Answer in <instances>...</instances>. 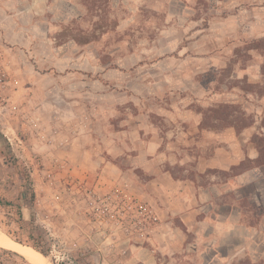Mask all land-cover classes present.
Segmentation results:
<instances>
[{
  "label": "rangeland",
  "instance_id": "1",
  "mask_svg": "<svg viewBox=\"0 0 264 264\" xmlns=\"http://www.w3.org/2000/svg\"><path fill=\"white\" fill-rule=\"evenodd\" d=\"M228 128L259 164L199 172ZM31 221L46 264H264V0H0V239Z\"/></svg>",
  "mask_w": 264,
  "mask_h": 264
},
{
  "label": "crops",
  "instance_id": "2",
  "mask_svg": "<svg viewBox=\"0 0 264 264\" xmlns=\"http://www.w3.org/2000/svg\"><path fill=\"white\" fill-rule=\"evenodd\" d=\"M200 121L201 118H196V121L191 125L198 128ZM200 133L201 138H199L197 141L195 139H189L190 141L192 140L189 144L196 142V147L198 148V158L204 161V169L198 168L199 172H203L205 168L214 167L221 170H228L232 165H237L240 163L241 160L244 159V155L239 153V145L244 144V138L243 136H241L242 134H237L232 128H228L225 131L201 129ZM204 147H207L208 149V152L206 154L202 153ZM150 155V157L145 156L144 160H146V163H150L151 167L154 168L152 174H161L164 176L166 175L168 177V182L172 187H177L180 183L184 182L183 180L173 178L171 176L170 170H160V160L158 158V154L151 153ZM136 159H140L139 161H141L142 154H139ZM158 169L160 170V173ZM248 174L249 172L247 173V175ZM158 187H162V185L158 184ZM178 200L179 199L175 198L166 200V215H168L167 213L169 212V208H171L172 206L177 207L179 202L176 201ZM152 203L155 204L157 202L156 200H154V202ZM157 206L159 207L158 204ZM191 213V210H186L185 212H182V214L181 212H179L178 216L180 217L182 222L187 225L188 222H190L191 220ZM225 230L226 231H224V234L222 235L228 237L230 235L229 232H231V228L226 227Z\"/></svg>",
  "mask_w": 264,
  "mask_h": 264
},
{
  "label": "trees",
  "instance_id": "3",
  "mask_svg": "<svg viewBox=\"0 0 264 264\" xmlns=\"http://www.w3.org/2000/svg\"><path fill=\"white\" fill-rule=\"evenodd\" d=\"M221 107L227 108L230 107L229 105H221ZM218 109L217 107H212L209 109H206L203 111V117L204 119L207 118L206 116V112L209 114V112H217ZM217 121L218 118L216 117ZM203 126V125H202ZM262 150L259 151V154L257 155V157L253 158V164L251 166H244L245 163V159L241 160L239 164L237 165H232L230 168L232 170H236V174L241 173L242 171L248 169L249 167L252 166H257L259 164V158L261 156V152ZM249 160V158H248ZM34 193L31 190L30 193V197H33ZM23 226L20 224L19 228L21 229ZM26 227L29 229L28 231V238H29V244L31 245L32 249H34L35 252H37L38 254L42 255L43 257H46V255H48V253L46 252V250L43 249L42 244H41V237L44 233V230L42 228H40L39 226H37L36 224H34L33 221H31L30 223H28V225H26ZM18 242H23L22 239H17Z\"/></svg>",
  "mask_w": 264,
  "mask_h": 264
},
{
  "label": "bare ground",
  "instance_id": "4",
  "mask_svg": "<svg viewBox=\"0 0 264 264\" xmlns=\"http://www.w3.org/2000/svg\"><path fill=\"white\" fill-rule=\"evenodd\" d=\"M4 236V235H3ZM0 245L6 246L9 249L22 254L26 259H28L33 264H46L43 258L38 255L36 252L31 250L30 248L19 245L16 242H12L7 239H0ZM48 263V262H47Z\"/></svg>",
  "mask_w": 264,
  "mask_h": 264
},
{
  "label": "built area",
  "instance_id": "5",
  "mask_svg": "<svg viewBox=\"0 0 264 264\" xmlns=\"http://www.w3.org/2000/svg\"><path fill=\"white\" fill-rule=\"evenodd\" d=\"M48 142H49V143H52V140H51V139H49V140H48ZM59 144H60V145H61V144H63V141H62V140H60V141H59ZM138 228L141 230V229H143V228H146V226H145V225H139V227H138Z\"/></svg>",
  "mask_w": 264,
  "mask_h": 264
}]
</instances>
